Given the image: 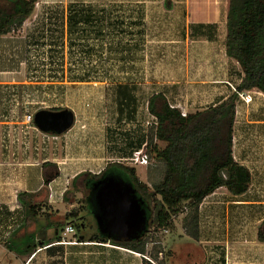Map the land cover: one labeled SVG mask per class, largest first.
<instances>
[{"label":"rangeland","instance_id":"1","mask_svg":"<svg viewBox=\"0 0 264 264\" xmlns=\"http://www.w3.org/2000/svg\"><path fill=\"white\" fill-rule=\"evenodd\" d=\"M14 1L0 0V6ZM96 1L84 10L99 12L96 16L101 18L91 19L87 32L79 24L75 34L69 35V29L65 32L63 27L64 8L67 5L78 10V4H69V0H41L33 10L38 15L36 19L40 14L43 18L35 38L47 33L55 47H0V70L3 71L0 78L12 81L0 83V264H142L139 254L108 242L77 241L74 223H84L81 233L85 236L99 230L94 219L81 207V198L87 194L82 189L81 177L75 183L63 180L62 193L51 197V219L61 224L59 230L54 229L56 225L46 230L43 216L37 217L29 228L36 230V235L43 240L52 238L54 231L60 241L53 240L37 247L28 256H18L7 250L8 237L14 233L20 236L24 230L21 228L24 208L16 194L27 177V174L26 177L22 175L27 165L17 159V139L27 136L31 122L25 124L23 120L29 110L57 107L61 103L76 110L80 106L85 115L78 124L87 131L80 147L74 148V157L80 161L60 166L69 167L70 174L80 169L98 174L109 163H122L132 168L135 177L151 190L147 180L148 165L133 163L130 158L132 153L146 152L147 131L155 121L147 109L149 96L162 92L170 105L187 113L223 97L211 89L213 85H220L221 79L232 82L228 85L234 91L240 76L237 62L222 51L228 0ZM82 23L88 24L87 21ZM19 29L7 35L16 36ZM23 35L30 46L38 41L34 40V35L29 38L26 33ZM68 43L75 46L84 43L91 47H63ZM189 53L192 56L188 59ZM193 70H196L197 79L208 81L200 90L194 86L197 82L190 80ZM81 78L102 83H67ZM23 79L36 83L20 84L18 80ZM184 79L190 84L183 83ZM58 80L60 83L54 82ZM195 91L201 93L200 96H194ZM257 94L258 98H250L247 106H241L242 99L238 95L234 120V140L237 145L241 141L248 151L246 162L253 174L251 187L242 197L233 196L226 189L205 197L200 205V239L194 240V249L183 245L184 252L178 255L183 264H189L186 250L196 257H203L206 251L209 256L202 262L206 264H264V246L257 244L255 238L264 219V123L252 121L264 119V94ZM9 141L12 148L7 147ZM163 146V142L157 141L158 148ZM93 151L98 154L97 160L93 158L88 163V158L94 157ZM8 156H12L10 160ZM149 158L148 163H153L154 156L151 154ZM47 193L46 186L38 199L47 201L50 197ZM238 199L248 202H235ZM152 205L151 202L150 209ZM73 208L78 211L79 218L67 219L65 213ZM183 215L174 216L167 231L151 229L147 232L150 241L146 246V260L160 264L167 253L163 246L168 235L181 228ZM67 224L74 227L73 232L64 230ZM245 241L249 243H242ZM242 252H248L249 259L242 260V255L245 257ZM154 254H157L156 261ZM227 257L238 259L228 261Z\"/></svg>","mask_w":264,"mask_h":264},{"label":"trees","instance_id":"2","mask_svg":"<svg viewBox=\"0 0 264 264\" xmlns=\"http://www.w3.org/2000/svg\"><path fill=\"white\" fill-rule=\"evenodd\" d=\"M36 2L15 0L0 6V36L19 29L32 14ZM225 27V55L237 62L241 74L234 91L226 98L202 109L189 111L184 116L179 108L169 104L162 92L151 94L147 100V109L156 118L148 128L144 144L148 160L151 154L154 156V162L149 161L147 167L151 190L135 177L132 168L118 162L107 164L98 174L80 172L71 181L75 183L81 177L82 189L87 191L81 198V207L91 217L96 213V206L93 202L94 192L89 187L97 178L113 176L130 182L145 204L149 206L153 203L151 209L146 208V231L131 240H117L115 235L100 230L85 236L81 233L84 223L76 222L74 235L77 241L108 242L139 253L142 264H152L144 257L150 241L147 232L151 229H168L172 225V218L183 213L182 229L186 235L198 240L199 207L203 199L221 186L233 195H241L248 190L251 174L247 167L237 163L232 156L233 125L239 93L255 88L264 94V0H228ZM157 141L163 142L164 146L158 148ZM46 166L48 163H43V167ZM52 178V175H45L44 185H48ZM41 192L42 189L35 193H17V200L24 208L21 224L24 230L20 236L15 233L10 235L5 247L18 256L31 255L37 247L61 240L54 231L52 238L43 240L36 235V230L29 229L39 216L45 218L46 230L55 225L54 229L59 230L61 225L52 222V211L47 201L38 199ZM54 212L57 213L56 210ZM65 217L79 218L78 211L73 208L65 213ZM257 237L264 241V219L257 230ZM156 256H153L155 261L158 260Z\"/></svg>","mask_w":264,"mask_h":264},{"label":"crops","instance_id":"3","mask_svg":"<svg viewBox=\"0 0 264 264\" xmlns=\"http://www.w3.org/2000/svg\"><path fill=\"white\" fill-rule=\"evenodd\" d=\"M130 1H132V0H130ZM40 2H41V0H37L36 4L40 3ZM69 2H70L69 4H78V5H76V9H78V10H74V8L70 7V6L68 8L67 5L64 8L65 9V11H64V21L65 22H64L63 27L65 28V32L68 31V29H69V31H70L69 35L75 34L74 30H75V28H77V26L79 24H81L82 25L81 28L83 30H85V32H87L86 28L89 27L90 20L91 19L93 20L94 18H101V17L96 16L97 14H100L99 12H96V11H92V12L89 11L88 12V10L87 11L84 10L85 8L89 9V7L87 5H90L91 2H97L96 0H69ZM134 2H136V3L137 2L148 3L149 0H134ZM84 5H86V6H84ZM41 15L42 14H40L39 19H36V17L38 15H36L35 12L34 13L32 12V14H30L24 20L21 28L19 29V34L21 33V35L17 34L16 36L12 37L11 35L6 34V35L0 36V47H55L56 44L55 43L51 44L52 38L47 36V33L43 36L39 35V39L35 38V34L40 29L39 23L43 20ZM82 21H87L88 24L84 25L82 23ZM26 24H28V25H26ZM192 24H195V23L192 22ZM23 33H26L28 38H29V35L30 36L34 35V40H38L37 43L35 45H31V46L28 45L27 44L28 41L25 38V36L23 35ZM89 34H90V32H89ZM85 36L87 37V35H85ZM78 41L83 42L84 40L79 39ZM86 41H88V40H86ZM57 47H62V46H57ZM63 47H91V45L88 44L86 46L84 43H79L77 46H75L74 44L68 43V44H64ZM194 48L199 49V47H194ZM222 51L225 54L224 47H223ZM193 54H195V53H193ZM189 56H192V55H190V53L188 55H186V57L188 59H189ZM189 62H190V60H189ZM2 72L3 71L0 70V74ZM189 73L190 72H188L187 75H189ZM185 74H186V72H185ZM192 74H193V78H191V76H190V80H193L192 82H197V84L194 85L195 88L200 90L203 88V85L205 83H208V81H202V79H197L195 77L196 70H193ZM185 78H186V76H185ZM240 78H241V74H240L239 78L237 79V83H235V85H237L239 83ZM221 80H223V82H221L220 85L211 86V89L215 92L214 94H220V96H223V97L219 98V101L221 99L226 98L233 91V90H230V87L228 85L229 83L232 84V82L228 81L227 78L221 79ZM187 81L188 80L184 79L183 83L190 84ZM6 82H12V81L4 80L3 78H0V83H6ZM18 82L20 84H35L36 83L35 81L26 80V79L18 80ZM54 82L60 83L59 80L54 81ZM71 82L81 83V84L91 83V82H93V83L98 82L100 84L102 83L101 80L100 81H91V80L86 79V78H81V79H76V80L71 79V80L67 81V83H71ZM244 92L246 93V95H248L251 98V100L258 98L257 93L263 94L262 92L258 91L257 89L255 90V88H252L251 90H246ZM200 94L201 93H199L198 91L194 92V96H200ZM237 104H238V102H236V107H237ZM240 104H241V106H247L249 103L248 102L245 103L244 101L241 100ZM41 108H45V109L47 108V109H53V110L68 108L74 114V122H73V125L65 133L60 134V135L41 132L35 127L34 124H32V122H31V124L28 125L29 131L27 133V136L21 137V138L19 137L17 139L18 140L17 154L19 156V158L17 157V159H19L20 161H22V163L27 165V167H25L23 169V174H22L25 177L27 174V177L25 178L24 181H22V185L19 187L17 193L21 192V191L35 193L41 189L43 191L44 187L47 186V188H48L47 195H49L50 197L48 199L46 198V200H47L49 205H53L51 197H53V195L57 196L58 194L62 193V191H63L61 189L63 186L62 181L63 180H68V181L72 180L76 174L83 172V171H87L86 169H80L78 171H75L73 174H70L68 172V170H70L69 167H64V166L61 167L60 166L61 164L62 165L63 164H73V160H75V161L79 160L80 161L79 158L74 157V148L80 147V144L82 143V140L84 139L85 134L87 132L86 129H83V125L78 124L79 122L83 121L80 118H81V116L85 115V112L83 111V109L80 106H77L78 110H76L73 107L67 105L66 103L65 104L61 103L57 107H50V106L37 107L35 109L29 110L28 112L34 113L36 110L41 109ZM235 115H236V112H235ZM252 121L264 123V119H261V118L253 119ZM26 122H27L26 119H24L23 123L26 124ZM101 134L103 136L102 141L104 143L105 132L103 131ZM234 134L235 133H234V125H233L232 156L237 163L244 165L245 167L248 168V170L251 174V181H252L253 174H252L250 167L247 165V162H246V154L248 153L247 148L241 144V141L237 145L236 141L234 140V138H235ZM22 138H25V141H23ZM7 147L12 148L11 141L8 142ZM93 153H94L93 154L94 157H91L90 159L88 158V160H89L88 163H90L93 160V158L96 159V156L98 155V154L97 155L95 154V151H93ZM102 155H103V153H102ZM11 157L12 156H8V160H10ZM78 157H80V156H78ZM43 163H48V166L43 167ZM88 171H91V170L88 169ZM45 175H52L53 176L52 180L46 186L43 183ZM250 187H251V184H250L248 190L250 189ZM220 189H226V188L224 186H221V187L217 188L216 190H220ZM215 191L213 193H215ZM213 193H211V194H213ZM244 194H241V195H233L232 194V195L242 197ZM16 196H17V194H16ZM235 202H248V201L244 200V199H238ZM52 208L56 209L55 207H52ZM56 214H60V212L58 213V211H57ZM200 216H201V209L199 207V238L198 239H200ZM48 229H51V228H48ZM255 238L257 240V242H256L257 244H262L264 246V241L259 240L257 236ZM194 242H196V241H194V239H192L191 237L186 235L184 230L182 229V227L179 229H175L174 232H170V234L168 235V238H167V242L163 246L164 247L163 251H165L167 253H165L166 255H165V257H163V260L160 261V264H183L184 261L181 262V260L178 258V255H180V253L184 252L185 247H183V245L187 246V247L190 246L192 249H194V247H195ZM200 242H201V240H199V243ZM237 242H240V241H237ZM242 243L248 244L249 241H245ZM112 246H114V245H112ZM166 246H167V248H166ZM114 247H117V246H114ZM118 248H120V247H118ZM238 249H240L241 251L243 250L241 248H238ZM248 249H249V247L246 246L245 250H248ZM129 252H131V251H129ZM132 253H135V252H132ZM161 253L163 255V252H161ZM189 253H190V251L186 250V256H188L187 261H189V264H206V263H202V262H205L209 256L206 251H204L203 257H201L200 255H198V257H196V256H193L191 253L190 254ZM136 254H139V253H136ZM243 254L245 255V257L242 255V260H244L245 258L249 259L250 254H248V252H244ZM170 256H173V257H170ZM262 256L264 257V252L262 253ZM231 259H238V258L236 257V258H231ZM231 259L229 257H227L228 261H230ZM152 264H153V262H152Z\"/></svg>","mask_w":264,"mask_h":264},{"label":"water","instance_id":"4","mask_svg":"<svg viewBox=\"0 0 264 264\" xmlns=\"http://www.w3.org/2000/svg\"><path fill=\"white\" fill-rule=\"evenodd\" d=\"M73 122L74 114L68 108H41L32 117L39 131L56 135L65 133ZM91 188L96 206L94 218L101 232L113 234L117 240H131L146 231L147 209L130 182L106 176L93 182Z\"/></svg>","mask_w":264,"mask_h":264},{"label":"built area","instance_id":"5","mask_svg":"<svg viewBox=\"0 0 264 264\" xmlns=\"http://www.w3.org/2000/svg\"><path fill=\"white\" fill-rule=\"evenodd\" d=\"M243 92L239 93L241 99L244 100V102H249L248 99L250 100V97L248 95H246L245 93H243ZM185 114L186 113L184 111H181V115L184 116ZM24 117H25V119H26L27 122H32L33 112H27L24 115ZM155 120H156V118H155ZM131 156H133V157H130L133 163H142L143 162L146 165H148V158H147L146 153H144V152L142 153V151H138L136 153H132ZM64 230L66 232H68V231L73 232L74 231L73 227L70 224H67L65 226ZM164 231H167V230L165 229Z\"/></svg>","mask_w":264,"mask_h":264},{"label":"flooded vegetation","instance_id":"6","mask_svg":"<svg viewBox=\"0 0 264 264\" xmlns=\"http://www.w3.org/2000/svg\"><path fill=\"white\" fill-rule=\"evenodd\" d=\"M106 177V176H105ZM101 178H103V176H100L99 178H97L95 181H97V180H99V179H101ZM89 189H90V191H93L94 192V190H92V188L91 187H89ZM89 193V192H88ZM90 194V193H89ZM94 202V201H93ZM94 204H95V202H94ZM145 207L147 208V209H149V206L147 205V204H145ZM93 217V216H92ZM93 219H94V222H95V225H97V223H96V220H95V218L93 217Z\"/></svg>","mask_w":264,"mask_h":264},{"label":"bare ground","instance_id":"7","mask_svg":"<svg viewBox=\"0 0 264 264\" xmlns=\"http://www.w3.org/2000/svg\"><path fill=\"white\" fill-rule=\"evenodd\" d=\"M248 101H250V100L248 99Z\"/></svg>","mask_w":264,"mask_h":264}]
</instances>
